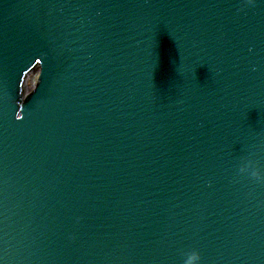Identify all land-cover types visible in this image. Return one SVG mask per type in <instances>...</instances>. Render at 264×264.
Returning a JSON list of instances; mask_svg holds the SVG:
<instances>
[{"label":"water","instance_id":"95a60500","mask_svg":"<svg viewBox=\"0 0 264 264\" xmlns=\"http://www.w3.org/2000/svg\"><path fill=\"white\" fill-rule=\"evenodd\" d=\"M245 162L264 0H0V264H264Z\"/></svg>","mask_w":264,"mask_h":264},{"label":"clouds","instance_id":"9594fccd","mask_svg":"<svg viewBox=\"0 0 264 264\" xmlns=\"http://www.w3.org/2000/svg\"><path fill=\"white\" fill-rule=\"evenodd\" d=\"M251 169V176L253 179L264 182V175L261 174L259 169L253 167L250 162H245L239 169L241 174L249 172ZM201 256L197 251H190L185 254L184 264H200Z\"/></svg>","mask_w":264,"mask_h":264},{"label":"rangeland","instance_id":"374dc122","mask_svg":"<svg viewBox=\"0 0 264 264\" xmlns=\"http://www.w3.org/2000/svg\"><path fill=\"white\" fill-rule=\"evenodd\" d=\"M38 72L32 73L30 78L27 80V84H29V87L33 89V87L36 85L37 80H38ZM30 88V89H31Z\"/></svg>","mask_w":264,"mask_h":264},{"label":"bare ground","instance_id":"6f19581e","mask_svg":"<svg viewBox=\"0 0 264 264\" xmlns=\"http://www.w3.org/2000/svg\"><path fill=\"white\" fill-rule=\"evenodd\" d=\"M34 72H36V71H33L32 73H34ZM32 74H30V76H31ZM30 78V77H29ZM35 87V86H34ZM34 87H33V89H34ZM31 87H29V84H27L26 85V93L28 94L29 92H31V91H33V89L31 88Z\"/></svg>","mask_w":264,"mask_h":264}]
</instances>
